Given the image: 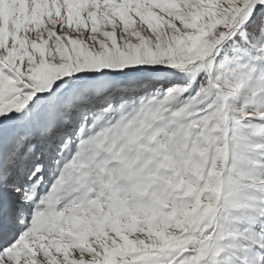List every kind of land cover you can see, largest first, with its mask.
I'll list each match as a JSON object with an SVG mask.
<instances>
[{
  "label": "snow or ice",
  "instance_id": "obj_1",
  "mask_svg": "<svg viewBox=\"0 0 264 264\" xmlns=\"http://www.w3.org/2000/svg\"><path fill=\"white\" fill-rule=\"evenodd\" d=\"M0 264H264V0H0Z\"/></svg>",
  "mask_w": 264,
  "mask_h": 264
}]
</instances>
